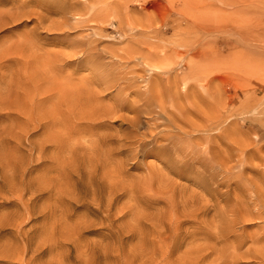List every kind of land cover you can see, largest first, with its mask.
I'll return each mask as SVG.
<instances>
[{
  "label": "rangeland",
  "instance_id": "rangeland-1",
  "mask_svg": "<svg viewBox=\"0 0 264 264\" xmlns=\"http://www.w3.org/2000/svg\"><path fill=\"white\" fill-rule=\"evenodd\" d=\"M261 174L264 0H0V264H264Z\"/></svg>",
  "mask_w": 264,
  "mask_h": 264
},
{
  "label": "bare ground",
  "instance_id": "bare-ground-1",
  "mask_svg": "<svg viewBox=\"0 0 264 264\" xmlns=\"http://www.w3.org/2000/svg\"><path fill=\"white\" fill-rule=\"evenodd\" d=\"M95 10H96V9H95ZM72 14H74V13H72ZM78 14H79V13H77V14H75V15L77 16ZM70 15H71V14H70ZM73 16H74V15H73ZM76 16H75V17H76ZM77 17H78V16H77ZM79 17H81V16H79ZM81 18H82V17H81ZM76 19H77V18H76ZM236 43H237V42H236ZM144 64H145V63H144ZM157 67H158V66H157ZM157 67H155L154 69H158ZM152 70H153V69H152ZM154 71H156V70H154ZM154 71H153V72H154ZM206 88H207V87H206ZM156 90H157V89H156ZM157 91H158V90H157ZM157 91H156V93H159V92H157ZM156 93L154 92L153 95H151V96H152L153 98H156V99H162V98H163V95H161V94H156ZM180 95H182V94H180ZM153 98H152V99H153ZM145 99H146V98H145ZM153 100H154V99H153ZM141 102H142V101H141ZM145 104L147 105V103H145ZM154 104H155V108H156V110L158 109V111L156 112V110H153V109H151V110L156 114V116H162V114L165 113L164 104H163V105H160L159 103H156V102H154ZM147 106H148V105H147ZM187 106H188V105H187ZM204 106H206V105H204ZM141 107H142V106H141ZM148 107H149V106H148ZM181 107H182V106H181ZM202 107H203V106H202ZM151 108H153V107L151 106ZM155 108H154V109H155ZM203 108H204V107H203ZM187 109H188V108L186 107V108H185V111H186V112H187ZM148 111H150V110H148ZM195 111H197V110H195ZM195 111H194V113H196ZM201 111H202V110H201ZM151 113H152V112H151ZM151 113H150V114H151ZM189 113H190V112H189ZM199 115H200L201 117L203 116L202 119H201V123H202V124L205 122V120L207 121V113H206V111H205V112L202 111ZM173 116H174V115H173ZM158 118H159V117H158ZM184 118H185V117H184ZM159 119H160V118H159ZM169 119H171V118H169ZM185 120H186V122H190V124L192 125V127H197V126H196L197 124L195 125V124L192 123V121H190L188 118H185ZM171 121H172V120H171ZM183 121H184V120H183ZM157 122H158V121H157ZM161 122H162V121H161ZM161 122H160V123H161ZM172 122H173V121H172ZM155 124H156V123H155ZM169 125H170V124H169ZM189 126H190V125H189ZM202 126H204V125H202ZM202 126H201V127H202ZM173 127L176 128V129L179 131V133H180V130H181V127H180V126L176 125V126H173ZM165 130H166V129H165ZM177 133H178V132H177ZM184 133H186V132H184ZM176 135H178V134H174V136H176ZM178 136H179V135H178ZM174 139H175V138H174L173 136L170 135L168 141L171 142V140H174ZM236 141H237V140H236ZM251 144H252V143H251ZM249 151H250V150H249ZM242 153H243V152H242ZM234 155H235V153H234ZM234 155H233V156H234ZM226 156H227V155H226ZM228 156H229V155H228ZM189 157H190V156H189ZM229 157H230V156H229ZM241 157H242V156H241ZM194 158H195V157H194ZM224 158H225V157H224ZM226 158H227V157H226ZM181 159H182V158H181ZM236 159H237V158H236ZM259 159H260V158H259ZM225 160H226V159H225ZM233 160H234V159H233ZM237 160H238V159H237ZM226 161H227V160H226ZM229 163H230V162H229ZM242 163H243V162H242ZM228 165H229V164H228ZM243 165H244V164H243ZM229 166H230V165H229ZM229 166H228V167H229ZM246 166H247V165H246ZM231 167H232V166H231ZM247 168H248V167H247ZM245 169H246V168H245ZM250 169H251V168H250ZM253 169H254V168H252V170H253ZM227 170H229V169H227ZM257 170H258V169H257ZM231 171H232V170H231ZM228 172L230 173V171H228ZM237 174L239 175L238 172H237ZM238 175H237V176H238ZM261 176H264V175L261 174ZM244 177H245V178H243V179L248 183V190H247V191H248L249 196H247V197H248L249 199L252 198V196L257 197V201L255 200L256 202L259 201L258 198H260V201H261L262 199H264V186L260 185L259 188L257 189V192L255 191L256 189L254 190V187H256V185L258 184L257 182H258L259 179L256 178L255 180L249 181V180H247L248 178H246V176H244ZM262 178H264V177H262ZM249 179H250V178H249ZM251 179H253V178H251ZM236 180H237V179H236ZM261 180H262V179H261ZM244 185H245V189H246V187H247L246 183H245ZM244 185H243V186H244ZM240 187H241V186H240ZM241 190H242V192H245V191H243L242 188H241ZM247 191H246V192H247ZM242 192H241V193H242ZM245 196H246V195H245ZM238 197H239V196H238ZM240 197H241V195H240ZM240 197H239V198H235V200H236V199H240L241 201L239 202V200H238V202L241 203V204H243V206H244V203L246 204V202H244L245 200L243 201V199L240 198ZM248 198H247V199H248ZM253 199H255V198H253ZM253 199H252V200H253ZM250 200H251V199H250ZM247 201H248V200H247ZM260 201H259V202H260ZM252 202H253V201H252ZM262 202H264V201H262ZM236 204H237V200H236ZM254 204H255V202H254ZM254 204H253V207H255V206L259 205V204L261 205V203H257V205L254 206ZM262 205H264V203H262ZM241 206H242V205H241ZM244 207H246V205H245ZM247 207H248V205H247ZM261 207H262V206H261ZM261 207H260V208H261ZM234 208H235V207H234ZM256 208H257V207H256ZM256 208H255V209H256ZM241 209H242V208H241ZM255 209H254V210H255ZM261 209L264 210V208H261ZM261 209H260V211H261ZM238 210H239V209H238ZM249 213H250V211H249ZM251 213H252V212H251ZM252 214H253V213H252ZM252 214H251V215H252ZM262 214H264V212H258V211H257V212L254 214V216H256V218H257V217H261ZM254 216H253V217H254ZM254 218H255V217H254ZM257 221H259V220H257ZM251 255H252V254H251Z\"/></svg>",
  "mask_w": 264,
  "mask_h": 264
}]
</instances>
